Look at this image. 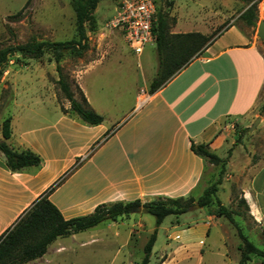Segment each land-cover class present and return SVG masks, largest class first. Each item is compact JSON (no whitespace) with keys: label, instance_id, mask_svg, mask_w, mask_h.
Masks as SVG:
<instances>
[{"label":"crops","instance_id":"obj_1","mask_svg":"<svg viewBox=\"0 0 264 264\" xmlns=\"http://www.w3.org/2000/svg\"><path fill=\"white\" fill-rule=\"evenodd\" d=\"M259 6L264 14V0ZM187 32L193 30L177 31L176 28L174 31ZM105 61V54L93 62L81 61L83 69L76 75L79 87L97 112L81 80ZM155 74L156 70L153 76ZM263 89L264 54L259 41L254 34L230 25L220 32L204 54L194 58L163 87L148 92L143 102L138 92L134 106L111 126L106 124L105 118L101 124L89 125L61 107L56 120L47 118L45 122L29 119L27 124H15L17 117L11 116L12 135L1 140L18 151H34L40 155L42 163L11 171L0 151V236L79 158L85 159L84 162L49 194L50 201L66 219L90 214L103 203L137 199L147 202L158 196L198 198L206 188L201 184L205 170L215 166L191 150L192 142L208 144L222 158L233 148L219 191L224 189L225 183L230 184L233 177L230 171L246 169L250 172L248 183L239 187L251 215L264 226V161H251L243 143L234 145L239 136L237 124L249 129L253 118L254 122L261 119L258 110ZM63 108L70 109V102ZM109 129L111 136L89 155L92 145ZM216 208L209 206L184 213L189 215L191 224L180 223L176 216L171 223L173 228L188 224L182 232L187 231L188 237L197 235L199 240L169 248L160 264H177V254L185 259L194 257V264H203L205 250L210 256L218 255L212 245L207 248L211 234L217 229L221 231V256H227L226 228L222 216L214 213ZM135 213L101 224L108 223L107 226L112 227L113 223H130L132 234L141 233L143 219H136ZM136 226L139 228L135 229ZM86 231L57 238L41 257L42 264H54L55 256L77 252L78 249L67 246L64 239L75 240ZM179 235L176 233L173 238L178 240ZM97 241H102V237L99 232H93L79 244L84 247L86 243Z\"/></svg>","mask_w":264,"mask_h":264},{"label":"rangeland","instance_id":"obj_2","mask_svg":"<svg viewBox=\"0 0 264 264\" xmlns=\"http://www.w3.org/2000/svg\"><path fill=\"white\" fill-rule=\"evenodd\" d=\"M121 2L122 0H101L95 11L96 29L87 32L89 49L82 56L67 53L61 62L64 77L72 83V88L76 91L75 85H78L76 75L83 69L80 62H93L105 54L104 64L86 73L81 81L85 83L93 105L109 126L122 119L134 106L138 92L143 96L149 92L148 85L153 80L150 79L155 77L153 74L158 66L154 44H149L145 52L137 56L128 47L119 29L108 28L107 24L116 14ZM156 5L157 11L162 10L167 14L172 32L176 28L177 31L191 29L210 35L221 32L230 25H236L243 31L255 35L264 54V42L256 34L259 20L264 18L259 5V20L254 28L240 20L239 17L246 8L240 0H156ZM77 38L76 15L70 0H0V50L34 40L66 41ZM58 79L56 62L50 53L39 58L23 57L21 53H15L10 57L0 83V140L3 138L2 123L9 116L17 117L15 124H27L26 120L29 119L42 122L47 118L56 120L60 107L63 109L69 102L60 90ZM76 94L79 98L77 91ZM263 105L264 89L258 110L261 117L259 123L253 130L246 131L242 124L236 125L237 132L242 133L241 143L244 144L251 161L256 162L264 161ZM253 122L254 118L250 121V126ZM209 167L201 180L204 187L218 176L217 167ZM229 173L233 175L230 184L225 183L224 189L219 191L218 198L233 213L235 221L249 240L264 250V226L251 215L250 209L248 210L243 203L244 195L239 187L248 183L251 173L246 169L244 172ZM225 175L226 173L222 178ZM134 217L143 219L141 233L132 234L130 223H111L112 227H108V223H103L96 229L80 233L75 240L64 239L67 246L78 251L70 252L63 257L55 256L57 262L54 264H64L66 261H72L73 264H141L144 247L153 233L156 221L155 217L147 212H137ZM175 218L174 215L167 216L162 227L158 228L149 264H159L169 248L199 240L197 235L191 234L188 237L187 231L182 232V229L188 228V224H180L173 228L171 223ZM177 218L180 219V223L191 224L187 214L178 215ZM222 218L226 228L227 256H221L223 252L219 239L221 231L219 233L217 229L211 234L207 248L212 245L218 255L210 256L205 250L203 264L239 262L241 240L237 229L225 216ZM93 232H99L102 241L86 243L81 247L79 243L86 241ZM176 233L180 234L178 240L173 238ZM43 261L40 257L24 264H42ZM195 261L194 257L185 259L177 254V264H194ZM247 264H262L261 258L253 255Z\"/></svg>","mask_w":264,"mask_h":264},{"label":"trees","instance_id":"obj_3","mask_svg":"<svg viewBox=\"0 0 264 264\" xmlns=\"http://www.w3.org/2000/svg\"><path fill=\"white\" fill-rule=\"evenodd\" d=\"M70 1L76 15L78 38L66 41L34 40L25 44L1 49L0 83L5 66L10 57L15 53H21L23 57L34 58H39L46 53H50L56 62V70L59 74L57 82L60 90L64 98L70 102V109L65 110L63 108V111L77 116L89 125H98L104 121V117L89 104L79 85H75L76 91L80 96L79 98L77 97L76 91L72 88V83L66 80L62 73L61 62L67 53L82 56L89 49L87 32L96 29L95 11L101 0ZM240 1L246 6L239 17L240 20L249 27H256L259 20L258 5L262 0ZM154 32L156 33L155 48L158 66L155 77L149 85L150 93L163 87L194 58L204 54L208 46L220 34V32H216L207 35L197 31L174 33L171 31L167 14L162 12V10L157 11V9ZM262 110L264 111V105L262 106ZM11 124V116L7 117L2 123V136L5 140L9 139L12 135ZM244 130L246 131L248 128ZM110 136L111 130L109 129L92 145L89 155ZM241 137L242 133L239 132L234 145L241 143ZM5 140H0V151L4 154L6 165L11 171L39 166L42 163V158L34 151L30 149L18 151ZM191 150L218 169L216 180L212 181L198 198L192 195L178 198L158 196L147 202L137 199L130 202L103 203L98 205L90 214L66 219L60 210L50 201L49 194L85 160L77 159L75 164L59 180L37 198L25 214L17 220L15 225L0 236V264H24L38 259L47 252L49 245L57 238L86 231L107 220H116L119 217L128 216L135 213L138 208L153 215L156 221L153 233L144 247V257L141 261V264H149L153 246L157 240L158 228L164 219L169 215L178 216L187 213L195 204H198L200 208L216 206L217 204L214 213L219 216H225L235 226L241 240L239 244L240 259L238 264H247L251 261L253 255L260 257L262 264H264V250L256 246L242 232L233 217V213L221 203L217 195L233 148L228 151V155L225 158L213 152L208 144H196L192 142ZM243 203L247 206L245 200H243Z\"/></svg>","mask_w":264,"mask_h":264},{"label":"built area","instance_id":"obj_4","mask_svg":"<svg viewBox=\"0 0 264 264\" xmlns=\"http://www.w3.org/2000/svg\"><path fill=\"white\" fill-rule=\"evenodd\" d=\"M156 9V0H122L107 26L119 29L131 51L140 56L149 44L156 42Z\"/></svg>","mask_w":264,"mask_h":264},{"label":"water","instance_id":"obj_5","mask_svg":"<svg viewBox=\"0 0 264 264\" xmlns=\"http://www.w3.org/2000/svg\"><path fill=\"white\" fill-rule=\"evenodd\" d=\"M257 37L264 42V19H260L259 23L257 25ZM260 118H257L255 120V122L252 124V126L249 127L250 130H253L254 127L259 123ZM197 208H200V206L198 204H195L191 210H195ZM141 210V208H138L135 212H139Z\"/></svg>","mask_w":264,"mask_h":264},{"label":"bare ground","instance_id":"obj_6","mask_svg":"<svg viewBox=\"0 0 264 264\" xmlns=\"http://www.w3.org/2000/svg\"><path fill=\"white\" fill-rule=\"evenodd\" d=\"M147 97L141 95V97L139 98L141 102H143Z\"/></svg>","mask_w":264,"mask_h":264}]
</instances>
